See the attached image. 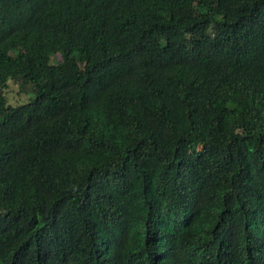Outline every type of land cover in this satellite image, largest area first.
<instances>
[{
	"label": "trees",
	"instance_id": "16d2710c",
	"mask_svg": "<svg viewBox=\"0 0 264 264\" xmlns=\"http://www.w3.org/2000/svg\"><path fill=\"white\" fill-rule=\"evenodd\" d=\"M0 264H264V0H0Z\"/></svg>",
	"mask_w": 264,
	"mask_h": 264
},
{
	"label": "rangeland",
	"instance_id": "374dc122",
	"mask_svg": "<svg viewBox=\"0 0 264 264\" xmlns=\"http://www.w3.org/2000/svg\"><path fill=\"white\" fill-rule=\"evenodd\" d=\"M18 80H10L8 90L5 92L6 103L17 105L28 100L31 95V85L27 84L22 90L19 88Z\"/></svg>",
	"mask_w": 264,
	"mask_h": 264
}]
</instances>
